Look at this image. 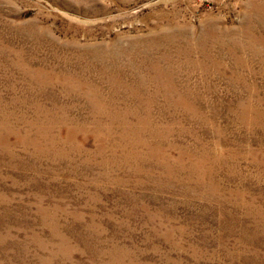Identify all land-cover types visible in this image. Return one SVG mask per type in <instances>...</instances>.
I'll return each instance as SVG.
<instances>
[{"label":"rangeland","instance_id":"rangeland-1","mask_svg":"<svg viewBox=\"0 0 264 264\" xmlns=\"http://www.w3.org/2000/svg\"><path fill=\"white\" fill-rule=\"evenodd\" d=\"M0 264H264V0H0Z\"/></svg>","mask_w":264,"mask_h":264}]
</instances>
